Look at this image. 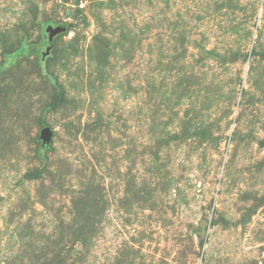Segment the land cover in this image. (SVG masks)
I'll list each match as a JSON object with an SVG mask.
<instances>
[{"label":"rangeland","instance_id":"rangeland-1","mask_svg":"<svg viewBox=\"0 0 264 264\" xmlns=\"http://www.w3.org/2000/svg\"><path fill=\"white\" fill-rule=\"evenodd\" d=\"M0 264H264V0H0Z\"/></svg>","mask_w":264,"mask_h":264},{"label":"water","instance_id":"water-1","mask_svg":"<svg viewBox=\"0 0 264 264\" xmlns=\"http://www.w3.org/2000/svg\"><path fill=\"white\" fill-rule=\"evenodd\" d=\"M67 27H68V24L67 22H62L56 26H50V29H49V42L51 40H53L54 36L58 35V34H61L63 32H65L67 30ZM49 49H50V46H48L47 50H46V53H49ZM42 138L44 139V141L46 143H49L51 141V138H52V130L49 128V127H45L43 130H42ZM208 225V221L207 220H202L200 222V226H201V232L200 234L204 237L206 235V227Z\"/></svg>","mask_w":264,"mask_h":264},{"label":"trees","instance_id":"trees-1","mask_svg":"<svg viewBox=\"0 0 264 264\" xmlns=\"http://www.w3.org/2000/svg\"><path fill=\"white\" fill-rule=\"evenodd\" d=\"M48 43V41H47ZM31 53H40V47L37 44H25L24 42L21 43V45L15 49L13 55V58L23 55V54H31Z\"/></svg>","mask_w":264,"mask_h":264}]
</instances>
